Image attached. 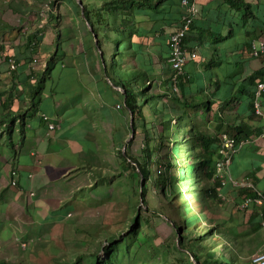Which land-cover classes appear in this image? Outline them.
<instances>
[{
	"label": "crops",
	"instance_id": "0c3cea01",
	"mask_svg": "<svg viewBox=\"0 0 264 264\" xmlns=\"http://www.w3.org/2000/svg\"><path fill=\"white\" fill-rule=\"evenodd\" d=\"M47 1L0 0V113L19 112L23 115L20 124L24 120L23 143L15 156L18 159L16 186L10 183L9 171L5 172L3 164L0 165V264H49L46 248L50 225L70 218L79 205L77 202L89 199L90 194L86 192L96 186H106L105 182L99 184L94 168L100 170L102 177L119 169L114 138L124 133L127 141L128 136L130 119L123 107L118 106L119 99L123 100L118 94L121 90L114 87L101 68L96 44L74 0H59V6L54 4L52 11L44 16L43 5ZM245 1L258 7L260 19L244 15L228 0H196L198 13L185 41L187 49L196 52V57L186 62L185 74L176 92L172 90V69L168 61L169 34L177 28L180 0L164 1L165 6L171 5L170 11L178 18L174 24L164 25L162 35L151 32L153 21L147 17L138 19L146 35L134 37L132 47L136 54L133 59L123 60L125 70L130 66L140 74L143 83L149 84L152 100L158 99L160 112H167L161 120L166 115L172 122L181 123L186 118L188 128L191 122H198L200 128L205 127L218 136L240 122L256 130L257 134L243 144L254 139L253 143L262 147L255 148V152L252 142L250 148L243 149L242 144L233 156L232 173L240 177L256 172L259 163L255 155H264V116L252 114L250 100L242 93V85L249 84L246 78L257 70L264 71V59L249 53L252 39H264L259 27L252 31L256 24H264V15L260 12L264 0ZM64 5H68L67 10ZM32 40L38 42L36 48L31 46ZM10 56L18 61L12 73L8 64ZM36 56L40 63L51 61L54 67L35 97L37 103L31 104L33 90L28 88L33 89L45 69L39 66L32 69V59ZM262 101L264 110V96ZM43 113L56 122L54 130H48ZM150 120L155 127L154 120ZM104 123L113 125L107 151L102 141ZM18 124L19 119L14 126ZM0 142L1 155L7 138ZM90 152L100 155L98 165L92 164ZM236 158L247 164L246 169L237 165ZM82 165L97 180L85 192L86 188L79 189L77 183L81 180ZM257 174L264 177V166ZM224 190L227 195L235 196V191ZM30 191L34 194L29 196ZM258 231L264 232V228ZM22 240L30 246L23 248ZM53 256H57L55 252Z\"/></svg>",
	"mask_w": 264,
	"mask_h": 264
},
{
	"label": "rangeland",
	"instance_id": "374dc122",
	"mask_svg": "<svg viewBox=\"0 0 264 264\" xmlns=\"http://www.w3.org/2000/svg\"><path fill=\"white\" fill-rule=\"evenodd\" d=\"M58 2L59 0H56L54 7H56V4L57 7L59 6ZM84 2H87L89 5L99 3L97 0H84ZM75 3L76 0H74V4ZM63 7L64 10H67L68 5H64ZM119 40H121V38H119ZM120 49H122V45ZM112 58V47L110 43L107 59L109 69L111 68V66H113ZM122 66L123 61L121 60V55H119L117 67L121 68ZM119 72L120 76L124 73L121 69L119 70ZM126 76L127 85H132V77L136 78L133 85L135 86L137 97H141L140 91L142 86H144L146 94H149V84L143 83L140 74H138L137 72L133 73L130 66H128V69L126 70ZM28 90L30 91L32 89H30L29 87ZM146 101L147 103L144 107L145 116L148 121L151 118L154 120L155 127L153 131L156 134L160 131L162 133L164 148L161 149V154L163 161L169 159V149H172V154H174V156H177L182 160L183 174L180 181H182L183 190L190 191L191 201L189 210L187 212L185 209L187 193L182 192L180 194V196L182 197V207L185 211L184 216L188 218L197 215V218L192 217L193 219L190 222L191 225H187V228L189 227L190 230L197 229L202 234L204 233L203 230L211 231L212 229V234H214V236L216 237L219 235L223 236V233H226L230 237V240L225 237L222 239V241L219 242H227V244L223 246L222 250L226 249V252L228 253L226 256H229L232 255L231 250H228V246L229 244L230 248L232 246L231 243L233 240V234L228 228L224 227L222 221L225 220V218L230 217V224L235 225L238 233L245 235V239H242L241 241L244 242V249L247 248V250L245 251L248 253L246 254V256H244V259L239 256L238 261L240 264H250L249 262H251L252 257L251 253L254 254L259 248L264 246V232L257 231V227L255 228L251 223L248 222L250 211H242L237 209L234 201L223 202V200H219L212 195L207 198L206 185L204 180L201 179L200 184H198L195 169L196 142L193 138L188 141L187 119L183 118V121L180 123V125L176 121L171 122L168 115H166L161 120V116L163 115V113L160 112V108L158 107V99L156 97L154 98V100L148 98ZM152 103H154L153 108L151 107ZM118 106L122 107L121 104H119ZM174 117L178 116L174 115ZM104 127L105 129L102 141L106 144L104 145V149L107 151V140L110 132L113 130V125L104 123ZM147 127H151V124H148ZM130 133L131 131H128L127 139L129 138ZM148 134L150 136L152 135L151 130L149 129V131L146 130L145 132L138 124L136 128V136L134 135V137H132L129 141H132L133 143L132 145L130 144V147H126L125 151H132L137 155L141 154L143 148L146 146L144 145L146 143V139L149 138ZM2 137H4V139H2ZM11 137L16 143L18 152L21 148V145L18 141V132L13 131ZM5 138L8 139V133H5V131L0 126V140L4 141ZM251 142L253 143L254 139L248 140L246 142L247 144H243L241 148H250L252 144ZM157 143V139L155 141H151V143L149 141V145H151V148L154 146L156 148V146H158ZM258 146L261 145L255 143L252 144V147L257 148ZM100 147L102 148V146ZM8 148L9 147L7 142V145L3 147V151H1L2 153L0 155V165L3 164L5 172L8 173L9 171L7 176L10 174L11 168H16L18 171L16 164V162L18 163V159L15 158L17 154L14 156L13 152H10L11 150L9 151ZM238 150L236 154L239 152ZM155 152L157 154V151ZM156 154L154 155L156 156ZM262 155L263 154L255 155V158L259 163L258 167L261 168L256 171V176L258 178H260V174H257V172L262 170V167L264 166V162L261 161ZM90 156L93 160L92 164L97 163L96 165H98L99 163L97 157L100 158V155L97 153L91 154L90 152ZM189 157L191 167L190 177L185 175V170L189 166ZM94 160H96L97 162ZM88 161H90V158ZM174 163L176 164L177 161H175ZM236 163L237 165L239 164L240 166H242V169H246L247 164L244 161L237 159ZM81 170L82 171L80 172H82V174L84 175L81 174V180L77 181V183L78 186H80L79 189H81L82 187L86 188L84 190L85 192L89 189L91 190V188H93V184H95L97 180L94 174L89 171L88 167L85 168L82 165ZM168 170L169 167H164L163 172L165 173ZM113 172L118 174L120 170L116 168L113 170ZM158 174L160 173H158L157 171V166L153 164L151 167L150 178L146 182L147 188L145 198H143L145 206L141 204L140 197L136 194V192H133V189L137 188L138 186L137 183L135 181L131 182L130 177H128L127 175H123L121 177L122 179L120 180L125 184V188H128V194L127 192L121 193L120 191L111 192V189L106 186H96V189H93L97 190L96 192L93 190H91L90 192H86L87 194H90L88 195L89 199L78 201L77 203L79 205L70 218L65 217L64 220L60 221L59 223L50 225L48 229L49 241L47 242L46 248L47 250H49V264H89L90 257L93 254H99V259L102 260V258L107 256L106 253L102 250L103 244H105L107 240L109 238H112L113 236L118 237L119 235H126L127 230L132 223V218L136 215V213L138 214L139 218L136 220L137 239L132 240L128 243L129 251L122 249L118 251L120 259L117 260V264H200L199 262H197V260H195L193 255H191V252L188 251L187 247H184L183 250L175 247V243H178L179 238L181 239L183 244L186 245L188 244L187 242L192 236L191 233L185 229H180L176 232L173 224L171 223V221H174L177 224L179 223V218L176 215L177 205H172L169 199L173 198V202L177 203L176 192L178 189L179 177H173V188H169V190L164 193L163 191L160 192V189L155 184ZM248 176L250 175L246 174L244 177L251 178V176ZM252 180L254 181V179ZM6 182H8V180H6ZM257 187L261 190L264 189V177L257 180ZM103 188H105V191H103ZM109 190L110 192H108ZM141 191L142 190L140 188V192ZM114 192L115 194H113ZM31 193L34 194V192L31 191L27 194L29 196L33 195ZM108 193H110L111 195H109ZM103 198L106 199L102 201ZM236 200L240 201L239 198H236ZM207 201H209L208 205L205 206V203H207ZM196 202H198L199 204L197 205ZM263 228L264 227H260V230ZM207 236L208 235H206V237ZM210 240L212 241L211 238ZM199 242L205 244L207 240L204 239L203 241ZM53 250L55 252V255H57L56 257L53 256ZM195 250L196 249L193 248V251ZM125 252H127V254H125ZM203 259L204 256L201 257V261ZM191 260L193 262H191Z\"/></svg>",
	"mask_w": 264,
	"mask_h": 264
},
{
	"label": "trees",
	"instance_id": "16d2710c",
	"mask_svg": "<svg viewBox=\"0 0 264 264\" xmlns=\"http://www.w3.org/2000/svg\"><path fill=\"white\" fill-rule=\"evenodd\" d=\"M165 0H100V2L97 4L89 5L87 2H84V11L83 14L81 13L80 5L76 2L75 6L78 8L79 14L82 18V21L85 23L86 20L90 23L92 26V29L94 32L98 35V43L96 44L97 47V59L101 65V68L107 73V76L110 78L112 83L116 86H120L122 88H125V92L118 91L119 96L123 97V100L119 99V102L123 109L126 111V113L129 116H131L132 113V119H133V125L136 130L137 125L139 124L143 131L146 132V130H151L152 138L148 134V137L146 139V145L141 154H135L132 151H123V146L126 143L125 141V134H116L115 135V143L117 146V152L116 156L118 159V166L120 169V172L118 174H113L102 177L100 174V170L98 168H94L96 171L98 177H99V184L106 183V186H111L113 191H120L121 193L127 192L129 193L128 188H125V184L120 180L123 175H127L130 177L131 182L137 183V188L133 189V192L140 197L142 196L145 198L146 193V182L150 178L151 174V167L154 164L157 166L158 176L156 179V186L160 189V192L166 193V191L173 188L172 179L174 176L179 177V183H178V189H177V203L173 202V198H169L172 205L176 206V215L178 216V224L174 221H171L173 224V227L175 231H179L180 229L188 230L191 233V238L188 240V244H183L181 239L179 238L178 243H175V247L179 248L180 250H183L184 247L188 248V251L191 252V255L199 262L200 264H240L239 263V256L244 259L246 252L244 249L245 245L244 242L241 241L244 238V234L238 233L235 225L230 224L231 220L229 218H225L223 220L224 227L228 228L230 232L233 234L231 248L230 244L228 246V250L230 249L232 252V255L226 256L228 253L226 252V249H223V246L227 244V242L220 243L219 241H222L223 238L227 237L230 240V237L223 233V236H214L211 231L203 230V234L199 232L197 229L190 230L189 227L187 228V225H191V220L196 217L197 215L191 216L186 218L184 216V209L182 205V197L180 194L182 192L187 193L186 197V205L185 209L188 212L189 206H190V191L189 190H183L182 188V181H180L183 169H182V160L179 159L177 156H174L172 154V149H169L168 151V157L169 159L163 161L161 149L163 147V140H162V133L161 131L159 133H155L153 131V123L152 120H147L144 112V107L147 103V99H152L153 96L149 92L147 95L145 92L144 86L141 87V97H137V92L135 90V87L133 85L134 81L136 80L135 77H132V85H127V76H126V67L124 65L120 68L117 67L118 65V59L119 55H121V60H126L127 58L133 59L136 52L132 47V44L134 43V37H143L146 35V32L144 30L140 29L138 24V19L147 17L148 20L153 21V24L150 28L152 33L158 32L159 34H164V25H172L177 20L178 17H174L173 13L170 11V6L164 5ZM230 5L234 8L241 9L242 13L244 15H250L252 17H255L257 19H260L261 17L258 14V7L251 3L246 2L245 0H228ZM260 12L262 13V16L264 15V8L260 9ZM264 17V16H263ZM180 20V17H179ZM178 20V23H179ZM161 22V23H159ZM177 23V25H178ZM264 23V21H263ZM194 25V24H193ZM86 26V24H85ZM193 27V26H192ZM255 27H259L261 29V33H264V24L259 25L256 24L252 31H255ZM88 29V32L94 40L92 32L89 30L88 26H86ZM248 33V31H247ZM166 36V35H163ZM188 36V35H187ZM121 38V40H119ZM187 38V37H186ZM187 39H185L186 41ZM111 43L112 47V65L109 69L108 67V49L109 44ZM186 43V42H185ZM122 45V49H120ZM264 59V57H262ZM54 67V63L51 61H48L46 64V67L42 73V76L38 78V81L36 82L35 86H33V92L31 95V104H35V97L38 96L42 90V86L44 83V80L46 78L51 77V71ZM122 70L124 73L121 74L119 70ZM133 72V70H132ZM135 73V72H133ZM264 79V71L257 70L249 77L246 78L247 82L249 84L242 85V93L247 95V98L250 100L249 105L252 109V114L256 115L254 107H253V98H254V92L255 87L257 83ZM11 95V93H10ZM34 99V100H33ZM188 103H190V100H187ZM207 105V104H206ZM152 107V104H151ZM167 113V112H165ZM163 113V114H165ZM181 116V115H180ZM23 115L19 112H4L0 113V125L3 124L2 129L8 133V147L13 152V155L15 156L17 152V146L16 143L12 139V132H18V141L21 145L23 143V135H24V120H21L20 124V118L22 119ZM19 119L18 127H15L14 124ZM169 119L172 122V119L169 117ZM189 119L191 117L189 116ZM130 122V121H129ZM179 123L178 121H176ZM162 123V122H161ZM151 124V127H147V125ZM180 125V123H179ZM128 131H131V126L129 124ZM231 135H233L238 141H245L247 138L251 137L254 134H257L256 130H250L247 128L245 123H236L234 124L231 129L227 131ZM259 132H262V129L259 130ZM136 134V132H135ZM136 136V135H135ZM217 133H213L209 131L207 128H200L198 122H191L188 128L187 132V138L188 141H190L191 138H193L196 142V150H195V169H196V175L198 179V184H200L201 179L204 180L206 185V196L207 198L212 195L213 197L218 198V181H213V177L215 174V164L218 157L217 150L219 145V138ZM159 138V140H158ZM157 139L158 146H155L151 148V145H149V141H155ZM132 141L127 143V147H130V144L132 145ZM256 152V149L254 147L253 149ZM157 151V154L156 152ZM156 154V156L154 155ZM177 161L175 164L174 162ZM261 161L264 162V155H262ZM189 166L185 170L186 176H191V167H190V157L188 158ZM164 167H169V170L167 172H163ZM177 168V169H176ZM257 170L261 169L260 167L256 168ZM238 170V167H237ZM156 173V171H155ZM252 179H254L257 184V180L261 179L256 176V172H249V174ZM143 180V181H142ZM142 181V183H141ZM142 185V191L140 192V188ZM224 188H229L232 191H235V204L237 205L236 198H239L240 201L246 197V196H252L255 197V194L250 189H243V190H235L230 186H225ZM223 188V191H225ZM264 190V189H262ZM111 195L110 193H108ZM115 194V192L113 193ZM116 197V196H115ZM110 198V197H109ZM107 198V199H109ZM106 199L103 198L102 201ZM219 199V198H218ZM220 200V199H219ZM208 202L205 203V206L208 205ZM198 205L199 203L196 202ZM248 210L250 211V215L248 216V222L251 223L255 228L259 229L261 227L262 220L264 219V206L258 207L255 204H251L247 209H244L242 211ZM137 212V211H136ZM155 212V210H154ZM186 212V213H187ZM262 214V215H261ZM193 217V218H192ZM138 218V214L132 218V223L127 230L126 235H119L118 237L113 236L112 238H109L105 244H103L102 250L106 253V257L99 259V254H93L90 257L89 264H117V260L120 259L119 256V250H128L129 246L128 243L132 240L137 239L136 234V220ZM183 225V227H182ZM208 231V232H207ZM258 231V230H257ZM206 235H208L206 237ZM203 236V238H202ZM205 236V237H204ZM183 237V235H182ZM241 237V238H240ZM212 239V241L210 240ZM240 238V239H239ZM247 238V237H246ZM204 239L207 240L205 244H202ZM239 240V241H238ZM241 241V242H240ZM196 250L193 251V248ZM124 253V252H123ZM242 253V254H241ZM127 254V252H125ZM253 255V253H251ZM204 256V259L201 261V257ZM191 262H193L191 260ZM245 262V261H243ZM252 263V262H251Z\"/></svg>",
	"mask_w": 264,
	"mask_h": 264
},
{
	"label": "built area",
	"instance_id": "2783aa9c",
	"mask_svg": "<svg viewBox=\"0 0 264 264\" xmlns=\"http://www.w3.org/2000/svg\"><path fill=\"white\" fill-rule=\"evenodd\" d=\"M56 0H48L43 5V15L45 16L48 12L52 11L53 5ZM181 13L180 20L175 31L169 34V64L172 69L171 74V85L172 90L176 92L179 89V81L181 77L185 74V65L190 58L196 57V52H190L186 45L185 39L192 29V26L195 22V18L198 13V5L196 0H180ZM38 42L36 40L31 41V46L36 48ZM249 53L254 58L264 57V39L255 38L250 42ZM33 70L34 66H39L45 68L46 63H40L39 57H33ZM39 63L40 65H37ZM8 64L10 72H14L18 67V61L15 57H8ZM264 96V79L260 80L254 92L253 98V107L256 115L264 116L263 110V101L262 97ZM43 120L46 122L48 130L52 131L55 129L56 122L52 120L51 116L48 114H42ZM219 145L217 150V160L215 164V174L213 181L217 180L219 189H218V198L223 200V202L234 201L233 196L227 195L223 188L225 186H230L235 190L250 189L254 192L255 197L246 196L240 203H237V209L244 210L247 209L251 204H255L258 207L264 206V191L259 189L257 185L251 178H246L244 176H235L232 173V160L235 152L245 141H238L230 133L223 131L219 134ZM10 183L13 186L17 185V175L18 171L16 168H12L10 171ZM262 215V214H261ZM262 226H264V219L262 220ZM20 245L23 248L29 247V242L22 240ZM252 264H264V248L258 249L251 257Z\"/></svg>",
	"mask_w": 264,
	"mask_h": 264
},
{
	"label": "water",
	"instance_id": "95a60500",
	"mask_svg": "<svg viewBox=\"0 0 264 264\" xmlns=\"http://www.w3.org/2000/svg\"><path fill=\"white\" fill-rule=\"evenodd\" d=\"M76 2L80 5L81 13L83 14V11H84L83 0H76ZM86 25L88 26L89 30H90V31L92 32V34H93L95 44H97V43H98V35H97V33L93 31L92 26L90 25V23H89L87 20H86ZM114 87H116L118 90H121L122 92H125V88H122V87H120V86H116V85H114ZM130 126H131V133H130V136H129V138L127 139L126 143H125L124 146H123V151L126 150L127 143L130 141V139H131L132 137H134L135 132H136V130H135V128H134V125H133L132 113H131V116H130ZM142 181H143V180H142ZM142 181H141V183H142ZM141 190H142V185H141ZM140 201H141V204L144 205L143 197H142V196H140ZM144 206H145V205H144Z\"/></svg>",
	"mask_w": 264,
	"mask_h": 264
},
{
	"label": "clouds",
	"instance_id": "9594fccd",
	"mask_svg": "<svg viewBox=\"0 0 264 264\" xmlns=\"http://www.w3.org/2000/svg\"><path fill=\"white\" fill-rule=\"evenodd\" d=\"M251 42V41H250ZM29 246H30V244H29Z\"/></svg>",
	"mask_w": 264,
	"mask_h": 264
}]
</instances>
